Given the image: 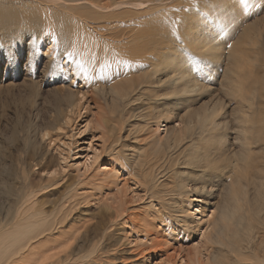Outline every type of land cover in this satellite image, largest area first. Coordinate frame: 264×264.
<instances>
[{
	"label": "rangeland",
	"instance_id": "1",
	"mask_svg": "<svg viewBox=\"0 0 264 264\" xmlns=\"http://www.w3.org/2000/svg\"><path fill=\"white\" fill-rule=\"evenodd\" d=\"M11 1L12 0H10V2ZM13 1L12 3H16L19 0ZM29 1L36 2V0ZM38 1L42 2L43 0H37V2ZM59 1L63 6H65V2L66 7L82 3L81 0ZM106 1L108 3L111 2L110 0ZM211 1L212 0L151 1L149 4L150 6H148L142 14V16H144L143 19L155 17V21L160 28L165 26H167V28L172 27V37L175 39L174 43L175 45L178 44V47H180L182 44L181 41L185 38L187 43H184L186 40L182 42L186 45H181V47L183 46V48H181L183 52H190L191 50H188V46L190 45L189 49H191V47H193L192 44H195V42L192 43V40L188 43V40L192 39L190 35L193 36L194 41L198 39L197 36L200 37V47L195 48L197 50L195 52H201H198V57H200L199 59H201V62L203 61L202 58H204L201 56H204V53L207 52L209 42L211 47L212 44L215 45L212 48L210 47L211 49L220 52L222 50L219 55H222L221 61H219L220 59H211L210 56L207 58L208 60L205 61V64L202 62L203 65L201 64V66H199L200 75H202V77L209 75L208 85H210H207V80L206 84H203V91L199 92L194 103L190 105V107L188 106L190 110L189 114L193 116L195 122H197V114L204 115L205 110L202 111L203 105L208 103V101L210 106L215 105L216 113L219 114L218 118L221 119L220 116L222 115H220L221 112L219 109L221 94L220 83L222 80L223 67L226 66L223 62V57L228 53L224 51L227 50L228 45H232L235 42V39L231 41L224 39L223 42V35L226 32L235 28L238 29V27L240 29L242 26H249L248 28H252L249 30H252L253 33H251V36L241 45V47H245L248 52L247 54L245 52L246 55L240 57L243 62V65H240L241 69H246L247 67L253 68L254 66H259L260 62H264V21L258 23V26L255 25L257 26L256 28L252 24L255 20L253 16L254 9V11L261 9L262 13H264L262 1L215 0L214 4L209 5ZM206 6H209L207 8L208 10H206ZM237 7H239L238 10L236 9ZM192 15H196V20L199 21V24L196 23L199 28H196L197 30L195 29V25L187 26L189 25V21H196ZM262 15L264 16V14H261L260 18ZM197 18H199V20ZM221 18L224 19L226 27H224L225 23L221 21ZM178 20H182L183 24H180ZM215 21L216 25L218 22L220 23V26L217 25V27L219 26L218 31L216 30L217 28L215 29L216 26L213 23ZM231 21L232 23H230ZM237 21L242 25L238 24ZM192 22L190 24H192ZM0 25L2 27H8L6 29L0 27V40L4 39L2 42L0 41V210L2 212V214H0L2 217L0 220L6 217V214L8 216L9 212H11L9 214H12V212L14 213V208L18 200L27 194L30 198V205L33 207V213L35 211H40L41 213L45 211L46 214L49 212V217L51 218H49L48 215L46 218L54 225V232H51V234L49 233L46 237L47 241L43 244V249H39L37 245L33 248V253L35 250L36 254L39 253L42 255L41 259L48 257V259L50 258V262L57 261L60 262V264L204 263L206 255L214 251L210 248V231L213 226L210 224L212 221L209 223L208 219L211 217L212 212L215 211V208L221 205L220 201L222 198L220 194L218 198L217 193H215L216 191L213 192V189H210V185L213 180H215L214 171L210 170V168V171H207L209 174L205 175L206 184L204 183L203 176L199 175L198 168V171L196 170L197 173L191 172L192 174L194 173V175L191 176L192 181L187 187L183 188L184 192L182 188H179V185L173 189L175 182H177L175 177H165L158 168L154 169L151 175L156 177L155 180L161 183L159 184L157 182L156 186H158V190L162 192L158 197L153 199L152 193L150 195V191L146 187L147 184L141 176V168L138 165L142 162L143 165L148 163L147 166H149V162L147 161L158 157V155L153 153L155 149L156 151L158 150L157 147H160L155 144L157 140L155 137L162 136L161 140H163L165 138L164 136H166V133L164 134V132H166L165 129L172 125L177 126L176 122L171 121L172 123L170 124L161 123V127L158 131L156 122L154 121L155 119L151 118L157 115L156 110L148 108L149 105L154 104L152 98L150 101L145 100L139 102V104L133 103L131 104L132 106H127V109L125 108L126 112L129 111L128 113L134 114V116H127L129 114L125 113L124 115L127 117H124L123 120L120 121L117 116L119 114L122 116L125 109H120V107L117 108V105L114 109L113 106L115 104L110 101L114 95H108L103 92L114 85L116 81L110 80L108 82L107 78L106 80H104L105 78L103 79L104 75H102L103 77L100 75L93 83H90L83 77H80L81 79L79 78L77 81L76 78L73 77L71 62L68 60L66 63V56H61L62 60L58 53L60 51L54 52L57 51V49L53 47V44H57L59 39H62L64 42L67 41L69 37H73V33L68 34L67 32H62L64 35L60 38L53 34V36L51 34L44 35L42 32H39L40 30L37 31L34 29L35 25L32 23L34 26L31 28V31L28 30L20 34L15 31V27L5 25L1 23V21ZM9 27L12 28V31L8 30ZM192 27L196 30V32H193L194 34H191L192 30L190 29H193ZM202 28L203 32H206V35L202 33ZM212 28L216 32H214ZM136 30H138V28ZM8 31L10 33H8ZM187 31L189 33H187ZM163 32L164 35L167 34L166 30ZM181 32H185L186 34ZM4 33L7 36L11 34V36L6 38ZM71 34L72 36H70ZM182 34L188 37H184ZM195 34L196 37H194ZM202 39L205 41L204 43H202ZM216 40L218 41L217 45L215 44ZM2 44L4 46H2ZM204 44L205 47L203 48ZM57 54L59 56H57ZM54 56L55 59L58 57L57 59L59 61L55 60ZM188 59V63L192 67L199 65L196 59L191 58L192 64L190 62V57H188ZM194 62L197 64H194ZM206 64L212 69L211 72L208 71L209 69H207V66L205 68ZM215 64L220 66H215ZM59 65L60 67H57ZM202 67L204 71L200 70ZM219 67H221V69ZM231 67L239 68L237 62L233 63ZM212 71L214 72L212 73ZM213 74L214 76H212ZM73 79L74 81L76 80V82L72 81ZM99 79L100 81H98ZM130 80L131 81H128L129 83L127 82L128 84L126 83L127 86L125 84L120 85L121 88H123L121 90H124L125 86L127 89V87L137 81L135 76H131ZM242 81L246 86H251V81L245 79ZM256 87L264 93V85L263 88L259 85ZM117 88H119L120 93V87ZM249 89L253 90L254 84ZM115 91L118 92L117 89ZM255 95H252V98L256 100L257 97ZM257 96L259 97L258 94ZM235 98L241 99L240 96H236ZM112 107L114 109L113 112ZM224 111L226 110L224 109ZM135 116L139 118L133 120ZM129 117L132 118L130 119ZM132 124H137V126H135V131L137 135H140V138H144H142L140 144H143L147 139L150 141V146H152L153 143L156 146L155 148L153 146L154 150H152V148L150 149V147H148L149 141L147 142L146 140L148 144L145 143L146 147L144 144L142 145V150L139 152L140 157H137V154L134 156L141 159V161L137 159L138 164L134 162L132 159L133 155L130 152L128 153L127 151L128 156L131 158H127V154H125V156L123 155L124 157L121 154V161L120 158H118L120 153H116L120 151V145L127 136L128 129L134 127ZM113 128L115 132L112 134ZM148 131L151 135L153 132H157H155V135L153 134L154 138H151L152 140L148 138L150 137L148 136ZM226 133L228 140L222 142L224 146L235 142L233 130H227ZM112 138H120L119 146H111L113 145ZM198 143L199 141L192 145L186 142L187 152L188 150L189 153L191 150L194 152ZM115 147H118V149ZM145 148H147V150H145ZM160 149L162 150V148ZM151 150L153 152H151ZM149 152L151 154H149ZM142 153L146 155H142L146 163L145 161L143 163L141 158ZM169 155L170 154L167 155L166 159ZM92 156H95V158ZM88 157L93 158L95 161V164L90 168L85 167ZM63 158L64 161H62ZM245 158H248V155H245ZM128 159H130V161H128ZM239 163L241 172L240 177L243 182L234 186V191L236 196L239 197L238 211H240V215L243 216L252 200L251 198L254 196L253 185L250 180L252 165L251 161L247 159L241 160ZM159 164V166H161V164L162 166L164 165L160 162ZM157 166L158 165H156L155 168ZM211 166H213V164H211ZM135 169H137V171ZM166 171H170L168 170V166ZM209 176H212V181L206 182L207 177L211 178ZM179 183L181 185V182L178 181V184ZM204 185H206L205 189L207 194L205 196L209 205L206 207V215L203 220L200 221L202 216L196 213V209L199 208L196 207L197 203L193 205L196 208L185 204L182 195L191 191L195 192L194 195L196 197H199L196 193L199 194L201 192L200 189L204 187ZM245 189L251 192L249 193L248 190ZM169 191L171 192L169 193ZM177 192L180 198L177 196ZM194 195L191 194V196ZM191 199L194 200L193 197ZM175 204L181 206L179 209L181 210L183 208L182 210L187 211L188 214H190L191 211L192 213L195 212L194 219L191 216H187V213L181 215L179 209H176ZM240 207L243 208V211L240 210ZM216 212L217 211L214 213ZM46 214L43 213L44 216H46ZM156 214H159V217L154 219ZM160 218H162V220ZM182 218L188 221L185 222L187 228H180L184 226L181 222ZM60 221L61 223L58 224ZM195 222L200 223L199 226H197ZM61 232L64 233L62 236L65 238V240H63V244L65 245L64 249L58 247V242L62 244V237L61 239L59 238V233ZM53 233L55 234L53 235ZM72 233L75 235H72ZM52 239H54L55 242H53ZM100 239V246L97 248V244L95 243L96 241L98 243ZM47 242L52 246H48ZM64 245L62 246L64 247ZM60 249L63 250L61 251ZM66 250H68V252ZM219 251L220 249L218 252ZM47 254H49V256ZM97 256L100 257L97 258ZM52 257L55 258L52 259Z\"/></svg>",
	"mask_w": 264,
	"mask_h": 264
},
{
	"label": "bare ground",
	"instance_id": "2",
	"mask_svg": "<svg viewBox=\"0 0 264 264\" xmlns=\"http://www.w3.org/2000/svg\"><path fill=\"white\" fill-rule=\"evenodd\" d=\"M8 1L0 0V21L5 25L15 27V31L17 33L22 34L21 32H25L28 30L31 31V28L34 25L36 27H34V29H36L37 31L40 30L39 32H42V34H53L58 36V38L64 35L62 32H67L68 34L73 33V37L71 38L68 36L69 39L67 41L64 42L62 41V39H59V42L57 44H53V47L57 49V51H54L55 49L53 51H60L58 52L60 56L57 54V56L59 57L66 56V63L69 60L67 57V52L73 50L76 52L75 58L73 60H69V62H71L70 64L73 77L76 78L77 81L80 77H83L85 78V80L93 83L100 75L101 77H103L102 75H104L103 79L105 78L104 80H106L107 78L108 82L110 80L116 81V83L110 86L109 89L107 88L108 90L105 89L106 91H103L105 94L114 95V97L112 96L110 100L111 103L113 102L115 104L114 106L112 105L114 109L117 106V108L120 107V109H125L127 106L133 103L139 104V102L145 100L150 101L152 98L154 104L149 105L148 108L156 110L157 115H154V117L151 118L155 119L154 121L156 122L158 131L161 127V123L170 124L172 123L171 121L176 122L177 126L172 125L165 129L166 132H164V134L166 133V136H164L165 138L163 140H161L162 136L155 137L157 138L155 144L160 146L157 147L158 152L156 151V149L154 152L152 151L154 150L153 146L154 148L156 146L154 145V143L153 145L151 144L152 146H150V141L147 140L145 136L147 142L149 141L148 147H150V149L152 148L151 152L158 155V157L152 160L149 159L147 161L149 162V166H147L148 163L145 165H143L142 162L139 164L137 163V159L138 161H141V159L137 157H140L139 152H141L142 150V145L144 144V146L146 147L145 143H147L145 140L143 144H140L143 137L140 138V135H137L135 131V126H137V124H132V126L134 127L128 129L127 136L124 138L123 143L120 145V151L116 152L118 154L120 153V155H118L120 161L121 154L122 156H125V154H127V158H131L128 156V153H132V159L136 164L140 166L141 176L144 182L147 184L146 187L150 191V195L152 193L153 199L158 197L162 192L161 190H158V186H156L157 182L159 183V181L155 180L156 177H153L151 175L154 169L158 168V170L162 171L161 174H163V176L165 177H175V180H177V182H175V186L173 187V189H175V187H178V185L179 188L182 189L184 187H187L192 181L191 176L194 175V173L192 174L191 172L197 173V168L199 169V175L203 176L204 183L206 179L205 175L209 174V172L207 171H214L215 180H213L212 184L210 185V189H213V192L216 191L215 193H217L218 198L220 197V195L222 196L220 201L221 205L218 208H215V211H217L218 213H214L215 211H213L211 217L208 219L209 223L212 221L210 224L213 226L210 231V248L214 251L206 255L204 263L202 262L198 264H264V93L256 87L259 85L263 88L264 85V62H260L259 66H254L253 68H242L243 70L240 68V65H243L240 57L248 53L246 48L241 47V45L248 37L251 36V33H253L252 30H249L252 28H248L249 26H242V28L240 29L238 27V29L235 28L233 30H229V32H226L223 35V42L224 39H227L228 41L235 39V42L232 45H228L227 50L224 51H227L228 53L223 57V62L226 64V66L223 67L222 80L220 83L221 94L219 99V109L221 112L220 115L222 116H220L221 119L218 118L219 114L216 113L217 111L215 109V105L210 106V103L208 101V103L203 105L202 111L205 110L204 115L197 114V122H195L193 120V116L189 114V107L194 103L198 93L203 91V84H206L207 80L208 85L210 78L209 75L204 77L200 75L199 66H201V64L203 65V63L205 64V61H207V58L210 56L211 59H220L219 61H221L222 55H219L222 50L220 52L211 49L215 45L212 44L211 47V44L209 42L207 52L204 53V56H201L203 54L200 55L201 57H204L202 58V63L200 61L201 59H199L200 57H198L199 53L201 52H195L197 51L195 48L200 47V37L197 36L198 39L194 41L193 36L190 35V38L192 39L188 40V43H190V41L192 40V43L195 42V44H192L193 47H191V49H189L190 45L188 44V50H191L195 53H192L191 51H188V53H186L185 51L183 52L181 50V48L186 45L183 44L182 41L186 39L184 38L181 41V43L183 44L182 47V44L180 45V47L177 46L178 44L175 45V39H173L172 37V27L167 28V26H165L163 28H160L155 21V17H148L147 19H143L144 16H142V14L144 10L148 8V6H150L149 4L151 3V1L153 2L162 0H110V3H108L106 0H81L82 3L70 7H66L65 2V6L61 5L62 3L59 0H43L44 2H37V0L36 2L29 0H19L16 3H12L13 0L11 2L10 0ZM214 1L215 0H212L211 4L209 5L214 4ZM260 1H262L261 3L262 5H264V0ZM238 6L240 7L239 3ZM208 7L206 6V10H208ZM239 7H237L236 9L238 10ZM254 10L253 16L255 20L252 23L253 26L264 21L263 15L260 18V15L264 14L262 13L261 9H258L257 11ZM192 16L194 20H196V15ZM197 19L199 20V18ZM221 21L224 22V19L221 18ZM178 22L180 24H183L182 20H178ZM191 22L192 20L188 22L189 25L187 26L195 25V29H199L198 25H196V23H198L199 21L196 20L192 22V24H190ZM32 23L34 25H32ZM213 23L216 26L215 29L217 28L216 30L218 31L220 23H217V25H219L218 27L216 25V21ZM230 23H232V21ZM238 24L241 23L238 22ZM229 25L232 26L231 24ZM257 26H255V28ZM0 27L2 26L0 25ZM224 27H226V23ZM3 28L6 29L8 27L5 26L2 27V29ZM137 28L138 30H136ZM8 30L12 31V28L9 27ZM164 30H166L167 32V34L165 35L163 34ZM190 30H192L191 34H194L193 32H196L194 28ZM201 30L202 33H205L206 35V32H203V28ZM8 33L10 32L8 31ZM187 33L189 32L187 31ZM183 34L186 33L184 32ZM5 36L6 38H8L9 36H11V34ZM70 36H72V34ZM194 37H196V34ZM2 40L0 41L2 42ZM205 40L208 41L207 39ZM204 42L205 41L203 40L202 43ZM217 42L218 41L216 40V45ZM184 43H187V40L184 41ZM2 46L4 45L2 44ZM204 47L205 44L203 48ZM188 57H190L191 64V58H194L197 62H199V65H197L196 67H192L188 63ZM57 58L58 57H56L55 59L54 56L55 60H58ZM185 59H187L188 61ZM78 61H83L84 67L90 70V78L86 77L83 72L77 68ZM118 61H127L128 63L118 64ZM235 62L238 63L239 68L231 67V65ZM105 63H107L109 67L105 68L102 72L100 70L101 65ZM194 64L197 63L194 62ZM60 65L57 67H60ZM216 65L217 64H215V66ZM206 66L207 64L205 65V68ZM219 68L221 69V67ZM207 69H209V72H211L212 70L209 68V66H207ZM200 70H203V67ZM214 71H212V73ZM131 76H135L137 81L136 83H132L126 89V86L129 83L128 81L132 80H130ZM212 76H214V74ZM205 77H207L208 79ZM121 78H125L127 81ZM244 79L251 81V86H253L254 84L253 90L249 89L251 88V86H246V84L242 81ZM76 80L74 81L73 79L72 81L76 82ZM98 81H100V79ZM121 84L126 85L124 90H121L123 89L120 86ZM117 87H120V93L119 88ZM116 89L118 90V92L115 91ZM256 92L259 97L257 96ZM252 95H255L257 99H253ZM236 96H240L241 99L239 100L235 98ZM113 107L112 112L114 110ZM126 109L125 112L122 113V116H120V114L117 116L120 121H122L124 117L134 116V114H129L128 110V112H126ZM224 109L226 111H224ZM125 113H128L129 115L125 116ZM129 118L131 119L132 117ZM138 118L139 117L135 116L133 120H137ZM230 129L233 130V133L235 135V142L224 146L222 142L228 140L226 132L227 130L230 131ZM114 132L115 129L113 128L112 134ZM155 132H153L154 135ZM153 134L151 135V133L149 132L148 136L150 137L148 138H154ZM198 141L199 143L195 147L194 152L192 150V153H189V150L187 152V144L185 143L189 142V144L193 145ZM119 142L120 138H112L113 145L111 146H119ZM115 148L118 149V147ZM160 148H162V150ZM145 150H147V148H145ZM136 154L137 157H134ZM149 154L151 153L149 152ZM168 154H170L171 156L169 155V157L166 159ZM142 155H144V153L141 154V158ZM245 155H248V158H245ZM93 158H95V156ZM93 158L88 157L85 163L86 168H90L93 164H95ZM244 159L251 161L252 171L250 173V180L251 184L253 185L254 196L253 198H251L252 200L250 199L251 201L249 206L245 210L243 216H241L239 213L240 211H238L239 197H237L235 194L234 186L243 182L240 177L241 172L239 162ZM62 161H64V158L62 159ZM128 161H130V159H128ZM144 161L145 160H143V163ZM159 162L163 163L164 165L162 166L161 164V166H159ZM211 164H213V166H211ZM156 165L158 166L155 168ZM167 166L168 170H170L169 172L166 171ZM135 170L137 171V169ZM209 177L211 178L207 177L206 182L212 181V176ZM178 181L181 182V185L180 183L178 184ZM205 188L206 185H204V187L200 189L201 192L199 194L196 193V195L199 197H196L194 195L195 192L191 191H187L189 193H185L184 195H182L183 193L181 189V195L184 198L183 202H185V204L192 207L195 203H197L196 207L199 208L196 209V213H198L199 216H202L200 218V221H202L204 216L206 215V207L209 205L208 200L205 196L207 194ZM171 191H169V193ZM179 193L177 192L178 197ZM191 194H193L194 196H191ZM192 197L194 198V200L191 199ZM177 205L176 209L181 208V206ZM15 206L14 213L12 212V214H9L11 213L9 212V210L8 216L6 214V217L0 220V264L48 263L50 258L48 259L47 257L41 259L42 255H40L39 253L36 254L35 250L33 253V248L35 245H37L39 249H43V244H45V242L47 241L46 237L49 233L51 234V232H54V225H52V222L50 223L46 218L47 215L49 217V212H47L46 214V212L43 210L44 212L42 213L40 211H35L33 213V207L30 205V198L27 194L21 197ZM196 207L193 206V208ZM182 209H179V213L181 215H185L187 211ZM240 210L243 211V208L240 207ZM43 213H45L46 216H44ZM196 213H192L191 211L190 214L187 213V216H191L194 219ZM0 214H2V212ZM156 217H159V214H156L154 216V219ZM0 218L2 217L0 216ZM160 219L162 220V218ZM61 221L58 224H60ZM181 222L184 225L180 227L182 229L186 227L185 222L188 221L182 218ZM196 222L195 224L199 226L200 223ZM73 233L72 235H75ZM54 234L55 233H53V235ZM59 234V238L61 239L62 237V244L58 242V247H62L64 249L65 245L63 244V240H65V238L64 236H62V234L64 233L61 232ZM52 241L55 242L54 239H52ZM99 241H101V239L98 240V243L97 241L95 243L97 244V248L98 246H100ZM48 242L47 244L49 246L50 244ZM62 245H64V247ZM63 249L60 250L62 251ZM219 249L220 251L218 252ZM66 251L68 252V250ZM47 255L49 256V254ZM98 257L100 256H97V258ZM53 258L55 257H52V259ZM48 264H60V262L49 261Z\"/></svg>",
	"mask_w": 264,
	"mask_h": 264
},
{
	"label": "snow or ice",
	"instance_id": "3",
	"mask_svg": "<svg viewBox=\"0 0 264 264\" xmlns=\"http://www.w3.org/2000/svg\"><path fill=\"white\" fill-rule=\"evenodd\" d=\"M75 56H76V52L74 50L67 52V57L69 60H73L75 58ZM117 63L118 64H127L128 62L127 61H118ZM108 67H109V65L107 63H105V64L101 65L100 70L103 72L104 69L108 68ZM77 68L80 69L86 77L90 78V70L84 67L83 61L77 62Z\"/></svg>",
	"mask_w": 264,
	"mask_h": 264
}]
</instances>
